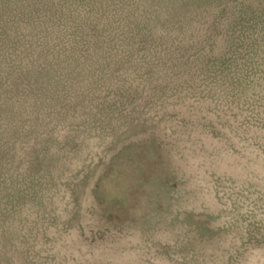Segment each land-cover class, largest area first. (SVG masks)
I'll use <instances>...</instances> for the list:
<instances>
[{
  "label": "rangeland",
  "instance_id": "1",
  "mask_svg": "<svg viewBox=\"0 0 264 264\" xmlns=\"http://www.w3.org/2000/svg\"><path fill=\"white\" fill-rule=\"evenodd\" d=\"M0 264H264V0H0Z\"/></svg>",
  "mask_w": 264,
  "mask_h": 264
}]
</instances>
